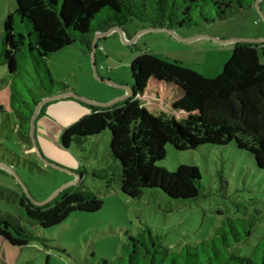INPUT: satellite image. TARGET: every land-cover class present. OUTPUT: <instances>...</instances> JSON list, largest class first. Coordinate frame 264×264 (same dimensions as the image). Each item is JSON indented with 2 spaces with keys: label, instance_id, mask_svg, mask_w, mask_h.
Masks as SVG:
<instances>
[{
  "label": "trees",
  "instance_id": "1",
  "mask_svg": "<svg viewBox=\"0 0 264 264\" xmlns=\"http://www.w3.org/2000/svg\"><path fill=\"white\" fill-rule=\"evenodd\" d=\"M255 1L13 0L15 8L3 20L0 35V66L17 78L26 67L33 71L28 99L14 86L10 89L9 107L18 140L31 145L30 119L43 98L70 93L66 85L42 77L48 75L44 60L52 54L79 43L90 55L96 33L123 28L131 21L174 32L199 26L200 22L226 20L254 6ZM129 69L132 97L108 107L88 106V114L61 133L63 148L74 145L83 152L87 139L108 130L112 165L101 170L104 174L92 170L91 177L109 183L118 172L120 192L131 199L155 189L175 201L196 199L202 191L196 167L179 165L168 173L157 166L165 157L167 145L183 152L204 145L233 144L252 157L257 169H264L263 44L234 43L221 73L213 79L148 52L136 56ZM7 168L11 170L12 165ZM77 176L82 178L80 173ZM17 205L26 220L48 229L61 224L72 212L96 213L102 200L81 187H68L45 206H33L24 194L17 196ZM236 221L238 226L227 219L211 238L184 245L178 252L163 248L160 238L143 230L136 237H128V260L134 261L139 253L142 258L137 259L145 264H264V232L254 245H248L252 225L247 221L246 227L241 220ZM0 238L16 248L42 241L1 217ZM236 246L245 248L244 256L232 252Z\"/></svg>",
  "mask_w": 264,
  "mask_h": 264
},
{
  "label": "rangeland",
  "instance_id": "2",
  "mask_svg": "<svg viewBox=\"0 0 264 264\" xmlns=\"http://www.w3.org/2000/svg\"><path fill=\"white\" fill-rule=\"evenodd\" d=\"M14 8L13 0H0V35L3 20ZM121 29L131 43H124L118 33L97 38L94 62L91 54L75 43L44 60L48 75L42 77L66 85L75 102L88 110V106L107 104L126 94L123 87L133 86L131 61L144 52L163 61L178 62L204 78L213 79L230 56L234 43L229 40L264 38V0L223 21L176 29V37L164 31L140 33L147 27L136 21ZM30 73H33L31 66L17 78L7 75L0 66V165H12L11 172L0 168V217L17 223L42 241L11 249L0 245V264H103V260L104 264H145L137 259L142 258L139 253L129 262L125 250L131 246L129 236L136 237L148 230L152 237L161 239L163 248L178 252L184 245H196L211 238L227 219L236 226V220L246 227L247 221L251 223L248 245H254L263 234L264 169H257L252 157L233 144L204 145L183 152L169 145L165 147V157L157 166L168 173L179 165L193 166L200 175L201 193L196 199L185 201L171 200L156 189L145 190L139 199L128 198L120 192L118 172L109 183L91 177L92 170L104 174L101 170L112 165L108 130L87 139L83 152L74 145L65 149L60 144L61 133L78 119H54L53 109L50 114L43 112L34 119L36 150L32 141L31 145H23L15 134L9 94L14 86L22 98L28 99ZM63 102L62 98H56L46 104L56 108ZM77 173L82 178L78 179ZM67 184L94 193L102 200L100 210L92 214L72 212L61 224L48 229L33 225L21 215L18 195L41 203ZM244 249L236 246L232 252L244 256ZM122 257L124 260H119Z\"/></svg>",
  "mask_w": 264,
  "mask_h": 264
},
{
  "label": "water",
  "instance_id": "3",
  "mask_svg": "<svg viewBox=\"0 0 264 264\" xmlns=\"http://www.w3.org/2000/svg\"><path fill=\"white\" fill-rule=\"evenodd\" d=\"M260 0H256L255 1V4L257 5V3L259 2ZM147 31H164V32H166V33H168V34H170L171 36H173V37H176V35L174 34V32H172V31H170V30H167V29H157V28H147V29H145V30H143L142 32H140V33H143V32H147ZM112 33H118L119 35H120V38H121V40L124 42V43H127V44H129V43H131V41H127L126 39H125V36H124V32H123V30L121 29V28H118V27H115V28H112L111 30H109V31H107V32H105V33H96L95 35H94V37H93V40H92V53H91V59H92V62H94V50H95V42H96V39L97 38H100V37H107V36H109L110 34H112ZM229 43H239V42H247V43H259V42H264V38H261V39H246V40H239V39H236V40H229L228 41ZM94 75H96L95 73H94ZM106 83L108 84V85H111V86H114V84H112V83H110L109 81H106ZM119 88H122V87H120L119 86ZM123 89L125 90V92H126V94H124L122 97H120V98H118V99H116V100H114V101H112V102H110V103H107V104H93V105H96V106H99V107H108V106H110V105H113V104H115V103H117V102H119V101H121V100H123V99H126V98H128V97H132L133 96V89H132V87H130V88H124L123 87ZM65 97H75V96H73V95H71V94H64V95H59V96H55V97H53V98H43L38 104H37V106H35V108H34V112H33V115H32V117H31V119H30V132H29V135H30V138H31V141L34 143V139H33V122H34V119L36 118V116L38 115V111L40 110V108L44 105V104H46L47 102H49L50 100H52V99H56V98H65ZM78 100H80V101H84V102H86V103H89V104H92V102H88V101H85V100H83V99H80V98H77ZM34 148H35V150H36V146H35V143H34ZM0 168L1 169H4V170H6V171H8V172H11L7 167H5V166H2V165H0ZM55 168H58V167H55ZM77 178H78V176H77ZM70 185L71 184H67V185H65L63 188H61L53 197H51L50 199H48V200H46V201H44V202H41V203H34V202H31V200L30 199H28L27 197V199H28V201H30V203L33 205V206H36V207H42V206H45L46 204H48V203H50L61 191H63L64 189H66V188H68V187H70Z\"/></svg>",
  "mask_w": 264,
  "mask_h": 264
},
{
  "label": "crops",
  "instance_id": "4",
  "mask_svg": "<svg viewBox=\"0 0 264 264\" xmlns=\"http://www.w3.org/2000/svg\"><path fill=\"white\" fill-rule=\"evenodd\" d=\"M124 36H126V34H124ZM3 69H4V67H3ZM4 71L6 73L5 69H4ZM68 94H71V93H68ZM71 95H73V94H71ZM62 99L65 102H63L59 106H56V108H54L55 106H50V105H49V107H47L48 105L46 104V107L44 108L43 112L50 114V110L53 109L51 116H53V118L57 119V120H58V118H65V117H73V120H76V119H79L82 116L88 114L89 110L86 109L82 103L75 102V100L72 97H65ZM44 119H46V118H44ZM0 245H2L4 247H8V248L11 247L1 238H0ZM13 248H16V247H13Z\"/></svg>",
  "mask_w": 264,
  "mask_h": 264
}]
</instances>
